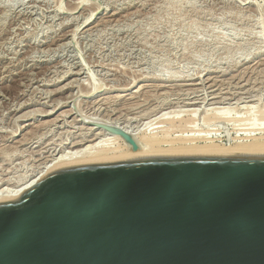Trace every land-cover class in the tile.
I'll return each instance as SVG.
<instances>
[{
	"label": "rangeland",
	"instance_id": "obj_1",
	"mask_svg": "<svg viewBox=\"0 0 264 264\" xmlns=\"http://www.w3.org/2000/svg\"><path fill=\"white\" fill-rule=\"evenodd\" d=\"M88 13L92 14L89 15ZM87 16L88 18H86ZM86 26H88L87 29H85ZM75 27L78 29L76 30ZM45 50L46 52H44ZM0 71V185L12 186L15 183L22 182L26 176L31 175L38 169L37 167L42 165L44 159H48V157L61 150L65 143L66 146L69 141L72 142L81 138L80 134L83 133L84 122L82 118L88 117L91 121H99V125L103 126L102 128L109 133L108 127L114 125L116 116H118L116 119H121V121L122 118L125 117L124 120H126L130 116L131 119H128L130 123L134 122V125L136 123L138 125L144 121L143 118L145 117L140 114L151 117L158 110H173L175 107L179 109L180 106L187 108L188 105L185 103L195 99L202 102L199 104L205 105V103H210V97L213 94L214 96L219 95L217 99L219 97L218 100L223 101L225 106L227 104L228 106H235L236 109L234 108L233 112H236L233 117H236L235 115L237 114L239 116L242 114L240 121H237L239 120L237 116L238 119L232 120L233 123L237 121V124L242 122L247 125H235L232 121L227 124V122L222 120H212L214 123L210 120L207 123V121L200 122L201 120L197 119L195 124L197 126L194 130L197 131L198 127L202 128V131L200 129L202 133L207 131L208 133L205 132V134H209L207 140L213 139L212 141L221 142L223 145L229 146L239 139L249 138L246 133L252 130L246 128L249 125L247 123V121L249 122L248 118H251L253 113L255 117H258L257 108H262V105H264V0H0ZM52 76L54 78H50ZM197 76L198 78L200 77L199 80ZM206 77L210 78L207 79ZM56 78L57 80L55 81ZM73 79L77 82L74 83ZM166 79L172 80L173 83H160V85H166L164 87L165 91H162L164 88L159 90L161 94L157 91L160 95L156 94V91H150L153 95L156 94V96L154 95L156 98L152 94L150 95L149 91L143 92L144 86L142 85L146 84L144 82L154 85ZM200 80L203 81L201 82ZM194 81H197L198 84L191 85L192 87L189 85L190 88L183 85L185 84L184 82L195 83ZM69 83L72 84L69 85ZM212 83L213 85H211ZM91 85L94 86V90H90L93 89ZM95 85L100 86L98 88ZM61 86L64 87L62 88ZM209 86H211L210 89ZM60 88L62 89L61 93L55 90ZM135 88L140 89L139 93L133 94ZM152 88L154 89V86ZM86 89H89L91 95L87 93ZM251 89L252 91H250ZM145 90H148V88ZM125 91L127 93L132 91L130 94L133 96L128 95ZM167 91H169V94H166L168 93ZM200 91L204 94L200 93ZM113 95L117 98L113 97ZM238 95L239 98L241 96V101L238 99L241 103L236 99ZM163 96L170 97H167V100L165 97L163 99ZM58 97H61L60 101H63V103L59 101ZM104 97L105 100H102L101 98ZM106 97L108 101H106ZM54 98L56 102L59 101L58 104L54 101ZM202 98L205 99L203 100ZM230 99L231 101L235 99L240 106L245 103L244 101H247L246 99H252L254 106L257 105L254 107L256 111L248 112L250 115L246 114L247 111L245 109H241L237 102L232 101V103ZM255 99L259 102L257 103ZM76 100H78L77 103H75ZM226 100H228V103ZM50 103L52 104L49 105ZM139 103H141L140 106ZM53 105L55 108L52 107ZM124 105L128 106L125 107ZM193 106L196 107L197 104L191 105L189 108ZM45 107L48 110L50 108L53 113L47 115ZM37 109H40V111ZM117 109H119V112ZM131 109H133L132 112ZM62 110L63 113L61 114L64 117L60 115ZM66 111L70 112H67L65 116ZM140 111L143 112L141 113ZM240 111L242 112L240 113ZM22 112L25 114L29 112V115H23ZM18 113L22 115L20 116ZM135 114L137 115L135 116ZM18 115L21 118L17 119ZM55 116L58 119H55ZM81 116L82 118H80ZM112 118L113 120H111ZM13 119H15V122L12 121ZM61 122L64 123L62 124ZM70 123L75 125V128L72 125L70 126ZM206 123L207 126H205ZM243 126L244 128H241ZM80 130L81 132H76ZM174 131L170 132L172 137L173 134L178 133V131ZM227 134L230 138L229 143H226ZM261 135H264V133L257 136ZM27 138H29L28 141ZM17 140L22 143L19 144L20 141L18 142ZM50 140L53 141L51 142ZM60 146L62 147L61 149ZM47 149L49 150L48 152L46 151ZM38 152L42 153L39 154Z\"/></svg>",
	"mask_w": 264,
	"mask_h": 264
},
{
	"label": "water",
	"instance_id": "obj_2",
	"mask_svg": "<svg viewBox=\"0 0 264 264\" xmlns=\"http://www.w3.org/2000/svg\"><path fill=\"white\" fill-rule=\"evenodd\" d=\"M0 264H264V151L53 168L0 199Z\"/></svg>",
	"mask_w": 264,
	"mask_h": 264
},
{
	"label": "bare ground",
	"instance_id": "obj_3",
	"mask_svg": "<svg viewBox=\"0 0 264 264\" xmlns=\"http://www.w3.org/2000/svg\"><path fill=\"white\" fill-rule=\"evenodd\" d=\"M83 3V2H82ZM76 4V3H75ZM97 5V4H96ZM31 6H32V4H31ZM97 6H99V5H97ZM96 6V7H97ZM101 6V5H100ZM112 6H113V4H112ZM59 8V7H58ZM70 8V7H69ZM80 8V7H79ZM106 8V7H105ZM114 8V7H113ZM120 8V7H119ZM29 9V8H28ZM73 9V8H72ZM61 10H63V9H61ZM71 10V9H70ZM26 11V10H25ZM31 11V10H30ZM107 11V10H106ZM114 11V10H113ZM121 11V10H120ZM65 12V11H64ZM91 12V11H90ZM137 12V11H136ZM58 14V13H57ZM89 15L90 14H92V13H88ZM87 15V14H86ZM88 15V16H89ZM118 15V14H117ZM129 15V14H128ZM71 16V15H70ZM79 16V15H78ZM88 16L86 17V18H88ZM20 18V17H19ZM76 18V17H75ZM84 18V17H83ZM86 18H85V20H86ZM103 18V17H102ZM102 18H100V19H102ZM124 18V17H123ZM81 19V18H80ZM106 19H108V18H106ZM110 19H111V17H110ZM109 19V20H110ZM122 19V18H121ZM75 20V19H74ZM83 20V19H82ZM85 20H83L84 22H85ZM108 20V21H109ZM52 21V20H51ZM64 21V20H63ZM88 21V20H87ZM103 21V20H102ZM116 21H118V20H116ZM83 22V23H84ZM89 22V21H88ZM100 22V21H99ZM68 23V22H67ZM113 23V22H112ZM78 24V23H77ZM94 24V23H93ZM62 25V24H61ZM82 25V24H81ZM53 26V25H52ZM90 26V25H89ZM78 27H79V25H78ZM87 27L88 26H86V28L85 29H87ZM52 28V27H51ZM53 29V28H52ZM75 29H76V27H75ZM78 29V28H77ZM76 29V30H77ZM82 29H84V28H82ZM93 29V28H92ZM97 29H98V27H97ZM74 30V29H73ZM90 30V29H89ZM88 30V31H89ZM75 32V31H74ZM87 32V31H86ZM54 33V32H53ZM91 33V32H90ZM88 34V33H87ZM62 35V34H61ZM70 35V34H69ZM83 35V34H82ZM72 36V35H71ZM52 37V36H51ZM54 40V39H53ZM75 40V39H74ZM70 42V41H69ZM52 43V42H51ZM59 45V44H58ZM77 45V44H76ZM76 45H73V46H76ZM62 46V45H61ZM59 47V46H58ZM68 47V46H67ZM49 48H51V47H49ZM55 48V47H54ZM57 48V47H56ZM58 49V48H57ZM76 49V48H75ZM44 52H46V50L44 51ZM54 52V51H53ZM17 54V53H16ZM45 55V54H44ZM45 57V56H44ZM80 57H81V55H80ZM39 59V58H38ZM82 60H84L83 58H81ZM74 61V60H73ZM90 61V60H89ZM262 61V60H261ZM68 62V61H67ZM80 62H81V60H80ZM93 62V61H92ZM259 62V61H258ZM30 63V62H29ZM71 63V62H70ZM69 63V64H70ZM94 63V62H93ZM73 65V64H72ZM82 65V64H81ZM99 65V64H98ZM101 65V64H100ZM250 65V64H249ZM248 65V66H249ZM71 67V66H70ZM82 67V66H81ZM48 68V67H47ZM52 68V67H51ZM246 68V67H245ZM19 69V68H18ZM26 69V68H25ZM80 69V68H79ZM253 69V68H252ZM258 69V68H257ZM50 70V69H49ZM55 70V69H54ZM59 70V69H58ZM63 70V69H62ZM70 70H71V68H70ZM86 70V69H85ZM99 70V69H98ZM112 70V69H111ZM255 70V69H254ZM110 71V70H109ZM227 71V70H226ZM1 72V71H0ZM24 72V71H23ZM36 72V71H35ZM52 72V71H51ZM66 72V71H65ZM68 72V71H67ZM72 72V71H71ZM78 72H80V71H78ZM96 72V71H95ZM104 72V71H103ZM28 73V72H27ZM54 73V72H53ZM52 73V74H53ZM76 73H77V71H76ZM75 73V74H76ZM133 73V72H132ZM74 74V73H73ZM102 74V73H101ZM201 74V73H200ZM40 75V74H39ZM49 75V74H48ZM60 75H62V74H60ZM85 75V74H84ZM90 75V74H89ZM196 75H198V74H196ZM213 75V74H212ZM248 75V74H247ZM81 76V75H80ZM91 76V75H90ZM135 76V75H134ZM147 76V75H146ZM195 76V75H194ZM236 76V75H235ZM28 77V76H27ZM93 77V76H92ZM157 77V76H156ZM192 77V76H191ZM219 77V76H218ZM18 78V77H17ZM33 78V77H32ZM50 78H54L53 76L52 77H50ZM83 78V77H82ZM153 78V77H152ZM197 78H198V76H197ZM196 78V79H197ZM200 78V77H199ZM199 78H198V80H199ZM207 78V77H206ZM210 78V77H209ZM209 78H207V79H209ZM85 79V78H84ZM94 79V78H93ZM109 79V78H108ZM107 79V80H108ZM115 79V78H114ZM168 79V78H167ZM164 80V81H161V82H159V83H156V84H154V85H152L151 83H147V82H144V83H146V84H144V85H142V86H144V93L145 92H148L149 91V93H150V95L152 94L151 92L152 91H156V94H159L160 93V89H163L164 87H166V85H164V84H162V85H160V83H166V84H168V82H171V83H173L172 82V80ZM218 79V78H217ZM240 79V78H239ZM48 80V79H47ZM57 80V78L55 79V81ZM72 80V79H71ZM85 80H87V79H85ZM96 80V79H95ZM133 80V79H132ZM179 80V79H178ZM194 80V79H193ZM216 80V79H215ZM232 80H233V77H232ZM94 81V80H93ZM104 81H105V79H104ZM111 81V80H110ZM122 81V80H121ZM130 81V80H129ZM145 81V80H144ZM201 81V80H200ZM203 81V80H202ZM201 81V82H202ZM23 82V81H22ZM52 82V81H51ZM73 82L75 83V82H77V81H74V79H73ZM92 82V81H91ZM96 82H97V80H96ZM95 82V83H96ZM101 82H103L102 80H101ZM115 82H117V81H115ZM135 82V81H134ZM133 82V83H134ZM195 82V81H194ZM197 82V81H196ZM186 83V82H184L185 84H183V85H185V86H191V85H195V84H198V82L197 83ZM210 82H214V81H210ZM243 82V81H242ZM21 83V82H20ZM46 83V82H45ZM78 83H79V81H78ZM98 83V82H97ZM170 83V84H171ZM181 83V82H180ZM206 83V82H205ZM208 83V82H207ZM218 83H220V82H218ZM221 83H222V81H221ZM224 83V82H223ZM245 83V82H244ZM72 83H69V85H71ZM92 84V83H91ZM99 84H101V83H99ZM117 84V83H116ZM130 84V83H129ZM137 84V83H136ZM169 84V85H170ZM179 84V83H178ZM209 84V83H208ZM232 84V83H231ZM253 84V83H252ZM28 85V84H27ZM29 85H31V84H29ZM47 85V84H46ZM67 85V84H66ZM75 85V84H74ZM79 85V84H78ZM88 85H89V83H88ZM120 85V84H119ZM124 85V84H123ZM140 85V84H139ZM182 85V84H181ZM202 85V84H201ZM205 85V84H204ZM210 85V84H209ZM211 85H213V83L211 84ZM239 85V84H238ZM245 85V84H244ZM24 86V85H23ZM33 87H34V85H32ZM37 86V85H36ZM64 86H65V84H64ZM64 86H61L62 88L64 87ZM92 87H93V89H90V90H94L95 88H94V86L93 85H91ZM95 86H97V85H95ZM100 86V85H99ZM99 86H97L98 88H99ZM102 86V85H101ZM113 86V85H112ZM121 86V85H120ZM125 86V85H124ZM152 86H154V89L152 88ZM171 86V85H170ZM174 86V85H173ZM190 86H189V88H190ZM200 86V85H199ZM206 86V85H205ZM32 87V88H33ZM66 87V86H65ZM76 87V86H75ZM85 87H86V85H85ZM97 87H96V89H97ZM106 87V86H105ZM118 87V86H117ZM131 87H133V86H131ZM139 88H140V86H138ZM192 87V86H191ZM196 87V86H195ZM202 87V86H201ZM201 87H199V88H201ZM210 87L211 86H209V89H210ZM214 87V86H213ZM227 87V86H226ZM235 87V86H234ZM252 87V86H251ZM250 87V88H251ZM130 88V87H129ZM134 89L135 91H133V94H135V93H139V90L140 89ZM148 88V90H145V89H147ZM169 88V87H168ZM167 88V90H169ZM173 88V87H172ZM194 88V87H193ZM205 88V87H204ZM34 89H36V88H34ZM38 89V88H37ZM39 89H40V87H39ZM118 89V88H117ZM121 89V88H120ZM143 89V88H142ZM175 89V88H174ZM183 89V88H182ZM187 89V88H186ZM197 89H198V86H197ZM203 89V88H202ZM208 89V90H209ZM212 89V88H211ZM214 89V88H213ZM219 89V88H218ZM254 89V88H253ZM55 90H58L57 92H59V93H61L62 92V89L60 88V89H55ZM66 90H67V88H66ZM87 90V89H86ZM128 90V89H127ZM133 90V89H132ZM200 90V89H199ZM242 90V89H241ZM39 91V90H38ZM49 91V90H48ZM88 92L87 93H89L90 91H89V89L87 90ZM100 91V90H99ZM121 91H123V90H121ZM151 91V92H150ZM157 91H159V93H157ZM162 91H165V88H164V90H162ZM172 91V90H171ZM170 91V92H171ZM177 91V90H176ZM194 91H195V89H194ZM202 91V90H201ZM200 91V93H203V92H201ZM217 91V90H216ZM222 91V90H221ZM225 91V90H224ZM232 91H234V90H232ZM231 91V92H232ZM250 91H252V89L250 90ZM18 92H20V91H18ZM47 92V91H46ZM54 92H56V91H54ZM68 92V91H67ZM86 92V91H85ZM97 92V91H96ZM168 93H166V94H169V91H167ZM173 92V91H172ZM186 92V91H185ZM188 92V91H187ZM190 92H192V91H190ZM215 92V91H214ZM218 92H220V91H218ZM240 92V91H239ZM264 92V91H263ZM38 93V92H37ZM37 93H35L36 95H37ZM44 93V92H43ZM52 93V92H51ZM79 93H80V91H79ZM100 93V92H99ZM122 93V92H121ZM125 93H127L126 91H125ZM130 93H132V91L130 92ZM130 93H127L128 95L130 94ZM164 93V92H163ZM174 93V92H173ZM176 93V92H175ZM193 93V92H192ZM198 93V92H197ZM227 93V92H226ZM233 93H235V92H233ZM0 94H1V92H0ZM47 94H48V92H47ZM67 94V93H66ZM68 94H69V92H68ZM67 94V96H69ZM90 94V93H89ZM92 94H93V92H92ZM114 94V93H113ZM156 94H154L155 96H156ZM161 94V93H160ZM159 94V95H160ZM165 94V95H166ZM170 94H172V93H170ZM179 94V93H178ZM204 94V93H203ZM212 94V93H211ZM232 94V93H231ZM239 94V93H238ZM246 94H247V90H246ZM29 95V94H28ZM45 95V94H44ZM50 95V94H49ZM55 95V94H54ZM77 95V94H76ZM81 95V94H80ZM85 95H86V93H85ZM91 95V94H90ZM106 95V94H105ZM115 95V94H114ZM113 95V97H115ZM120 95V94H119ZM122 95V94H121ZM131 95V94H130ZM138 95H140V94H138ZM146 95V94H145ZM144 95V96H145ZM153 95V94H152ZM153 95V97L154 98H156L155 96ZM195 95H196V93H195ZM201 95V94H200ZM229 95V94H228ZM233 95V94H232ZM245 95V94H244ZM60 96V95H59ZM61 96L63 97V95L61 94ZM102 96V95H101ZM126 96V95H125ZM131 96H133V95H131ZM142 96V95H141ZM179 96V95H178ZM191 96H192V94H191ZM217 96H219V95H217ZM217 96H214V94H213V96L211 95V97H210V103H205V105H202V104H199V103H202L200 100V102L197 100L196 101V99L195 100H193V101H191V102H187V103H185L186 105H188L187 106V108L186 107H179V109H178V107L176 108L175 107V109L173 108V110L171 109H167L166 111H160V110H158L153 116H149V117H147L146 115H143V114H140V115H142V116H145L143 119H144V121L143 122H141L140 124H138L137 125V123H136V121H135V123H136V125H134L133 123V125L130 123V121L128 120L129 118H130V116H129V118H126V120H124L125 119V117L124 118H122V121H121V119H116V117H118V116H116L115 118H114V125H111L110 127H108L109 128V133H107L106 132V130L105 129H103L102 127L103 126H101V125H99V121H91L88 117H85V119L84 118H82V116L80 117V118H82V121H84L83 122V133H81L80 134V137L81 138H79V139H77V140H74V141H69L68 143H67V145L65 146V144L64 143H62V144H64L63 146V148L60 146V149L61 150H57L58 152L56 153V154H54L53 156H51L52 154V152L50 153L51 155V157H48V159L46 160V159H44V160H46V161H44L43 160V163H42V165L41 166H39V167H37L38 169H36V171L35 172H33L31 175L29 174V176H26V178L25 179H23V181L21 182L20 181V183H18V184H16L15 183V185H12L10 182V184L12 185V186H9V185H0V199H6V198H15V197H17V196H19V195H21L27 188H29L30 186H32L35 182H37L39 179H41V177L42 176H44L46 173H47V171H49V170H51V169H53V168H56V167H59V166H62V165H65V164H70V163H77V162H85V161H92V160H100V159H108V158H116V157H123V156H132V155H146V154H160V153H173V152H257V151H264V135H261V136H257V135H259V134H261V133H264V105H262V108L261 107H259V108H257L258 110V117H255L254 116V113H253V116H251V118H248V120H249V122L247 121V123L249 124L248 126H246V128L249 130H252V131H248L247 133H246V136H249V138L248 139H242V140H236L237 142H235L234 144H232V145H223L221 142H216V141H212V140H207L208 139V135H206L205 134V132H207V131H205L204 133H202L201 131H202V128H199L198 127V129H197V131H195L194 129H195V127L197 126H195V124H196V122H197V119H199V120H201L200 122H206L207 121V123L208 122H210V120L212 121V120H222V121H224V122H227V124L229 123V122H231L232 120L233 121H235L236 119H238V117H239V120H237V121H240V116L242 117V114L239 116L237 113V115H235L236 117H233V114H235V112H233L234 111V108H235V106L234 107H232V105L231 106H228V100H226V104H227V106H225L224 104L225 103H223V101L221 102L220 100H218L219 99V97H218V99H217ZM223 96V95H222ZM221 96V97H222ZM227 96V95H226ZM231 96V95H230ZM234 96V95H233ZM249 96H250V94H249ZM28 97V96H27ZM44 97V96H43ZM65 97H66V95H65ZM72 97V96H71ZM70 97V98H71ZM100 97V96H99ZM98 97V98H99ZM107 97H109V96H107ZM106 97V98H107ZM121 97H123V96H121ZM120 97V98H121ZM127 97H129V96H127ZM138 97V96H137ZM164 97L165 96H163V99H164ZM167 97H170V96H166L165 98L168 100V98ZM193 97H195V96H193ZM201 97V96H200ZM207 97V96H206ZM225 97V96H224ZM237 97V96H236ZM247 97V96H246ZM254 97V96H253ZM260 97V96H259ZM39 98V97H38ZM59 98V97H58ZM61 98V97H60ZM60 98H59V101H60ZM68 98V97H67ZM66 98V99H67ZM69 98V99H70ZM77 98V97H76ZM115 98H117V97H115ZM124 98V97H123ZM135 98V97H134ZM140 98V97H139ZM138 98V99H139ZM148 98V97H147ZM146 98V99H147ZM161 98V97H160ZM192 98V97H191ZM190 98V99H191ZM216 98V99H215ZM227 98V97H226ZM231 98H232V96H231ZM235 98V97H234ZM240 98H241V96H240ZM240 98H239V95H238V97L236 98L237 100L239 99L240 100ZM249 98V97H248ZM252 98V97H251ZM256 98V97H255ZM28 99H29V97H28ZM33 99V98H32ZM45 99H47V98H45ZM50 99V98H49ZM52 99V98H51ZM57 99V98H56ZM65 99V100H66ZM102 100L104 99L105 100V97L104 98H101ZM129 99V98H128ZM145 99V100H146ZM150 99V98H149ZM152 99V98H151ZM170 99V98H169ZM180 99V98H179ZM203 99V98H202ZM205 99V98H204ZM203 99V100H204ZM212 99V100H211ZM215 99V101H213ZM221 99H223V98H221ZM22 100H24V99H22ZM68 100V99H67ZM95 102H96V100L95 99H93ZM118 100V99H117ZM144 100V99H143ZM158 100V99H157ZM216 100H218V101H216ZM238 100V101H239ZM247 101H244L245 103L242 105L241 104V106H240V104L238 105V102L237 101H235V99H234V101L235 102H237V105L241 108V109H245L246 111V114L248 113V112H250V113H252V111L253 110H255V108L254 107H256V106H254V104H253V102H252V99L251 100H248V99H246ZM256 100V99H255ZM20 101V100H19ZM39 101H41V100H39ZM54 101H55V98H54ZM58 101V102H59ZM74 101V100H73ZM77 101L78 100H76V102L75 103H77ZM97 101H98V99H97ZM106 101H108V98H107V100ZM110 101V100H109ZM123 101V100H122ZM121 101V102H122ZM132 101V100H131ZM135 101V100H134ZM140 101V100H139ZM155 101V100H154ZM179 101V100H178ZM212 101V102H211ZM230 101H231V99H230ZM233 101V100H232ZM231 101V102H232ZM233 101V102H234ZM241 101V100H240ZM239 101V102H240ZM260 101H262L261 99H260ZM21 102V101H20ZM45 102V101H44ZM51 102H53V101H51ZM56 102V101H55ZM58 102H56L57 104H58ZM61 103H63V101H60ZM89 102V101H88ZM105 102V101H104ZM113 102H114V100H113ZM128 102V101H127ZM151 102V101H150ZM162 102V101H161ZM185 102V101H184ZM225 102V101H224ZM232 102V103H233ZM243 102V101H242ZM256 102L258 103L259 101L258 100H256ZM27 103V102H26ZM43 103V102H42ZM70 103V102H69ZM73 103V102H72ZM74 103V104H75ZM86 103V102H85ZM100 103H102L101 101H100ZM106 103V102H105ZM132 103V102H131ZM131 103H129L130 105H132ZM241 103V102H240ZM262 103V102H261ZM13 104V103H12ZM22 104V103H21ZM39 104V103H38ZM52 103H50L49 105H51ZM54 104V103H53ZM57 104H56V106H57ZM98 104H99V102H98ZM128 104V105H129ZM134 104H135V102H134ZM133 104V105H134ZM138 104V103H137ZM136 104V105H137ZM140 104L141 103H139V106H140ZM197 104V106L196 107H191V108H189V106H191V105H196ZM235 104V103H234ZM263 104V103H262ZM34 105V104H33ZM43 105H45V104H43ZM48 105V104H47ZM91 105V104H90ZM100 105V104H99ZM99 105H98V107H99ZM106 105H109V104H106ZM128 105H126V106H128ZM136 105H135V107H136ZM24 106V105H23ZM27 106V105H26ZM60 106V105H59ZM75 106H77V105H75ZM78 106H80V105H78ZM85 106V105H84ZM95 106H96V104H95ZM103 106H104V104H103ZM102 106V107H103ZM125 106V105H124ZM125 106V107H126ZM142 106V105H141ZM178 106V105H177ZM184 106V105H183ZM207 106V107H206ZM20 107V106H19ZM36 107V106H35ZM39 107V106H38ZM37 107V108H38ZM53 108H55L54 107V105L52 106ZM102 107H100V108H102ZM105 107V106H104ZM109 109H110V107L109 106H107ZM106 107V108H107ZM119 107V106H118ZM122 107H123V105H122ZM121 107V108H122ZM130 107V106H129ZM134 107V106H133ZM133 107H131V108H133ZM134 107V108H135ZM173 107V106H172ZM237 107V106H236ZM238 107V108H239ZM10 108V107H9ZM15 108V107H14ZM13 108V109H14ZM47 107H45V109H46ZM52 108V109H53ZM95 108V107H94ZM139 108V107H138ZM144 108V107H143ZM159 108V107H158ZM18 109V108H17ZM29 109V108H28ZM28 109H27V111H28ZM74 109V108H73ZM76 109V108H75ZM98 109V108H97ZM124 109H126V108H124ZM140 109V108H139ZM236 109V108H235ZM32 110V109H31ZM38 110V109H37ZM48 109H46V112L45 113H48L47 115H51L53 112H52V110L50 111V108H49V110L47 111ZM57 110H59V109H57ZM66 110V109H65ZM69 110H71V111H73L72 109H69ZM105 110V109H104ZM118 110V112H119V109H117ZM121 110V109H120ZM122 110H123V108H122ZM121 110V111H122ZM126 110H128V109H126ZM132 110L133 109H131V112H132ZM151 110V109H150ZM156 110V109H155ZM238 110V109H237ZM251 110V111H250ZM34 111H36V110H34ZM34 111H29V112H34ZM38 111H40V109L38 110ZM54 111V110H53ZM78 111V110H77ZM80 111V110H79ZM107 111V110H106ZM111 111H114V110H111ZM121 111H120V113H121ZM135 111V110H134ZM256 111V110H255ZM25 112V111H24ZM29 112H27L26 114L27 115H29L28 113ZM57 112V111H56ZM67 112H70V111H66L65 112V116L67 115L66 113ZM128 112V111H127ZM136 112V111H135ZM141 112V111H140ZM143 112V111H142ZM141 112V113H142ZM233 112V113H232ZM242 111H240V113H241ZM23 113V112H22ZM36 113V112H35ZM39 113H41V112H39ZM61 113H63V110H62V112H60V115L61 116H63V114H61ZM94 113V112H93ZM109 113V112H108ZM145 113V112H144ZM152 113H154V112H152ZM256 113V112H255ZM18 114H20V116L22 115L21 113H18ZM25 113H23V115H26ZM73 114V113H72ZM83 114V113H82ZM104 114V113H103ZM111 114V113H110ZM116 114V113H115ZM133 114V113H132ZM147 114V113H146ZM150 114V113H149ZM244 114V113H243ZM249 114V113H248ZM257 114V113H256ZM17 115V114H16ZM30 115L32 116V114L30 113ZM44 115V114H43ZM58 115V114H57ZM89 115V114H88ZM94 115V114H93ZM121 115V114H120ZM119 115V116H120ZM131 115V114H130ZM137 114H135V116H136ZM139 115V114H138ZM139 115V116H140ZM152 115V114H151ZM198 115V116H197ZM250 115V114H249ZM59 116V115H58ZM72 116V115H71ZM105 116V115H104ZM124 116V115H123ZM127 116V117H128ZM132 116V115H131ZM135 116H133V117H135ZM138 116V117H139ZM141 116V117H142ZM238 116V117H237ZM244 116V115H243ZM246 116H248V115H246ZM64 117V116H63ZM84 117V116H83ZM94 117V116H93ZM198 117V118H197ZM245 117V116H244ZM10 118V117H9ZM18 118H21V117H19V115H18V117H17V119ZM22 118H23V116H22ZM55 119H58L56 116L54 117ZM54 118H52V119H54ZM62 118V117H61ZM71 118V117H70ZM90 118L91 119H93L92 118V116H90ZM106 118V117H105ZM121 118V117H120ZM235 118V119H234ZM47 119V118H46ZM54 119V120H55ZM73 119V118H72ZM84 119V120H83ZM97 119V118H96ZM107 119H108V117H107ZM131 119V118H130ZM136 119V118H135ZM15 119H13L12 121H14ZM20 120V119H19ZM32 120V119H31ZM65 120V119H64ZM63 120V121H64ZM67 120H69V119H67ZM76 120H77V118H76ZM95 120V119H94ZM102 120V119H101ZM111 120H113V118L111 119ZM140 120V119H139ZM243 120V119H242ZM246 120H247V118H246ZM61 121V120H60ZM70 121V120H69ZM69 121H68V123H69ZM74 121V120H73ZM80 121V120H79ZM132 121V120H131ZM134 121V120H133ZM141 121V120H140ZM233 121H232V123H233ZM237 121L235 122V123H233V124H237ZM15 122V121H14ZM46 122V121H45ZM71 122V121H70ZM74 122H76V121H74ZM213 122V121H212ZM219 122V121H218ZM30 123V122H29ZM36 123V122H35ZM41 123H44V122H41ZM52 123H53V120H52ZM60 123V122H59ZM62 123V122H61ZM64 123V122H63ZM62 123V124H63ZM67 123V122H66ZM67 123V124H68ZM72 123V122H71ZM70 123V126L72 125ZM103 123V122H102ZM139 123V122H138ZM178 123V124H177ZM199 123V122H198ZM207 123H206V125L205 126H207ZM214 123V122H213ZM216 123V122H215ZM22 124V123H21ZM44 124H46V123H44ZM47 124H49V123H47ZM50 124H51V122H50ZM49 124V125H50ZM56 124V123H55ZM201 124V123H200ZM232 124V125H233ZM247 125L246 123H242V122H239L237 125ZM15 125H16V123H15ZM42 125V124H41ZM53 125V124H52ZM57 125V124H56ZM80 125V124H79ZM204 125V124H203ZM230 125H231V123H230ZM17 126V125H16ZM26 126V125H25ZM32 126H33V124H32ZM43 126V125H42ZM45 126V125H44ZM48 126V125H47ZM74 128H75V125H72ZM28 127V126H27ZM33 127H35V125L33 126ZM40 127V126H39ZM46 127V126H45ZM52 127V126H51ZM65 127V126H64ZM63 127V128H64ZM76 127H77V125H76ZM80 127H82V125H80ZM17 128V127H16ZM29 128H30V126H29ZM28 128V129H29ZM37 128V127H36ZM44 128V127H43ZM47 128V127H46ZM50 128V127H49ZM110 128H116V129H120V130H122V131H124V132H126V133H128V134H130L132 137H133V139L135 140V142H136V144H137V149L136 150H133V148H132V146H131V144H129L128 142H126L118 133H116V131H114V129H110ZM241 128H244V126L243 127H241ZM241 128H239V129H241ZM245 128V129H246ZM35 129V128H34ZM53 129V128H52ZM68 129V128H67ZM200 129H201V131H200ZM246 129V130H247ZM17 130V129H16ZM25 130V129H24ZM23 130V131H24ZM48 130V129H47ZM65 130V129H64ZM69 130V129H68ZM173 130H175L174 132H177L178 131V133H176V134H173V137H172V134H170V132H172ZM244 130V129H243ZM259 130V131H258ZM73 131V130H72ZM114 131V132H113ZM11 132V131H10ZM64 132V131H63ZM68 132V131H67ZM77 133H79V132H81V130L80 131H76ZM256 132H258V133H256ZM13 133H14V131H13ZM12 133V134H13ZM31 133V132H30ZM34 133V132H33ZM36 133V132H35ZM46 133V132H45ZM48 133V132H47ZM66 133V132H65ZM208 133V132H207ZM24 134V133H23ZM63 134V133H62ZM72 134V133H71ZM9 135H10V133H9ZM14 135V134H13ZM36 135H37V133H36ZM40 135V134H39ZM58 135V134H57ZM61 135V134H60ZM59 135V136H60ZM73 135H75V134H73ZM72 135V136H73ZM29 136V135H28ZM62 136V135H61ZM72 136H69V137H72ZM12 137V136H11ZM14 137V136H13ZM20 137H21V134H20ZM51 137V136H50ZM66 137H68V136H66ZM25 138V137H24ZM59 138V137H58ZM73 138H74V136H73ZM16 139V138H15ZM19 139V138H18ZM21 139V138H20ZM26 139V138H25ZM24 139V140H25ZM28 139L29 138H27V141H28ZM33 139V138H32ZM52 139V138H51ZM210 139H211V137H210ZM9 140H10V138H9ZM14 140V139H13ZM23 140V139H22ZM38 140V139H37ZM45 140H47V139H45ZM72 140V139H71ZM18 141V140H17ZM20 141V140H19ZM18 141V142H19ZM30 141V140H29ZM43 141V140H42ZM49 141V140H48ZM51 141V140H50ZM53 141V140H52ZM51 141V142H52ZM57 141V140H56ZM59 141V140H58ZM36 142V141H35ZM47 142V141H46ZM61 142H62V140H61ZM63 142H64V140H63ZM14 143V142H13ZM15 143H17V142H15ZM20 143H22L21 141L19 142V144ZM25 143V142H24ZM34 143V142H33ZM49 143V142H48ZM18 144V143H17ZM29 144V143H28ZM54 144H55V142H54ZM60 144V143H59ZM59 144H57V145H59ZM12 145V144H11ZM50 145H52V144H50ZM50 145H49V147H50ZM61 145V144H60ZM32 146V145H31ZM38 146V145H37ZM43 146V145H42ZM24 147V146H23ZM29 147V146H28ZM46 147V146H45ZM53 147V146H52ZM3 148H5V147H3ZM40 148V147H39ZM42 149V148H41ZM44 149V148H43ZM46 149V148H45ZM49 149V148H48ZM46 150L47 152L51 149V147H50V149L49 150ZM56 149V148H55ZM59 149V148H58ZM3 150V149H2ZM5 150V149H4ZM15 150V149H14ZM10 151V150H9ZM9 151H7V152H9ZM12 151V150H11ZM24 151V150H23ZM39 151V150H38ZM14 152V151H13ZM20 152V151H19ZM2 153V152H1ZM6 153V152H5ZM12 153V152H11ZM22 153V152H21ZM26 153V152H25ZM28 153V152H27ZM39 153V152H38ZM40 153H42V152H40ZM39 153V154H40ZM44 153V152H43ZM4 154V153H3ZM46 154V153H45ZM8 155V154H7ZM16 155V154H15ZM19 155V154H18ZM21 155V154H20ZM49 155V154H48ZM3 156H5V155H3ZM30 156V155H29ZM20 158V157H19ZM38 158V157H37ZM2 159V158H1ZM6 160V159H5ZM24 162V161H23ZM9 163V162H8ZM16 163V162H15ZM37 164V163H36ZM13 166V165H12ZM1 167V166H0ZM5 170H7V169H5ZM3 173V172H2ZM23 178V177H22ZM2 179V178H1ZM7 179H8V177H7ZM4 181V180H3ZM8 184V183H7Z\"/></svg>",
	"mask_w": 264,
	"mask_h": 264
}]
</instances>
